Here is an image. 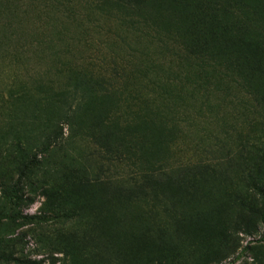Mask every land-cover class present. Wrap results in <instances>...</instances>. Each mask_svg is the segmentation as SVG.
Returning a JSON list of instances; mask_svg holds the SVG:
<instances>
[{
    "label": "rangeland",
    "instance_id": "1",
    "mask_svg": "<svg viewBox=\"0 0 264 264\" xmlns=\"http://www.w3.org/2000/svg\"><path fill=\"white\" fill-rule=\"evenodd\" d=\"M263 209L264 0H0V254L264 264Z\"/></svg>",
    "mask_w": 264,
    "mask_h": 264
},
{
    "label": "trees",
    "instance_id": "2",
    "mask_svg": "<svg viewBox=\"0 0 264 264\" xmlns=\"http://www.w3.org/2000/svg\"><path fill=\"white\" fill-rule=\"evenodd\" d=\"M254 17H255V14H252V17L250 19H252ZM132 140L126 146L129 150L132 149L130 151V154H128V156L133 155V154H131V152H133V149L136 152V150L138 149V145L140 144V142L142 140V137L136 136ZM134 141H137V143H135ZM36 159H37L36 156L33 157L31 164H33V161H36ZM142 167L144 168V170H141V167L138 165L134 175H132L130 177H137V179L132 184V186L134 188V195L136 197L139 194H143V196H144L143 201H145L146 213L148 216H152V215H156V213H158L162 207L168 206L165 203V201L163 200V198L158 194V191L156 190V188H152V186H154L156 183H158L157 178H156V174L157 173L161 174L164 171H166L168 164L166 162V165L163 166V168L161 170H157L156 164L154 165L153 162L150 164L149 167H145V166H142ZM24 170H26V169H24ZM22 175H24L23 172H21V176ZM144 186H149V187L142 190V187H144ZM255 190L260 191L257 187L255 188ZM15 201H23V197L19 196L17 194L16 190H14L13 195L8 197V204L13 205L15 203ZM261 216H263V223H264V209L262 211ZM20 219L25 221V222H28V223H34V222L47 223V222L51 221L50 218H46V217L41 218V217H33V216H26V217L20 216ZM0 262L14 263V264H43V261L33 262V261H28V260H21V259L15 258L13 256H7V255H3V254H0Z\"/></svg>",
    "mask_w": 264,
    "mask_h": 264
}]
</instances>
